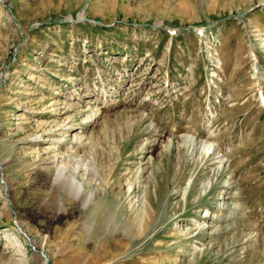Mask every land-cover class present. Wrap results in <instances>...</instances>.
<instances>
[{"label":"rangeland","instance_id":"1","mask_svg":"<svg viewBox=\"0 0 264 264\" xmlns=\"http://www.w3.org/2000/svg\"><path fill=\"white\" fill-rule=\"evenodd\" d=\"M262 98L264 0H0V264H264Z\"/></svg>","mask_w":264,"mask_h":264},{"label":"bare ground","instance_id":"2","mask_svg":"<svg viewBox=\"0 0 264 264\" xmlns=\"http://www.w3.org/2000/svg\"><path fill=\"white\" fill-rule=\"evenodd\" d=\"M81 18H84L83 15H80ZM11 20L13 21V19L11 18ZM132 87V86H131ZM98 91V90H97ZM158 92V91H157ZM264 99V98H262ZM69 103V102H68ZM67 106L65 107L68 111L72 110L71 109V106L70 104H66ZM109 106H106L104 108H107ZM103 109V108H102ZM100 111V110H99ZM67 113V112H66ZM88 118V117H87ZM67 119V118H66ZM90 119V118H89ZM68 120V119H67ZM70 120V119H69ZM88 120V119H87ZM66 122V120H65ZM68 122V121H67ZM63 129L61 130H66V132H63L62 134H64L63 136L59 137L58 139L56 140H53L56 144H63L66 142V140H64V137L65 135L68 134L69 131H71L73 129V126L69 124L67 125H64V127H62ZM75 129V128H74ZM80 135H76L75 134V137H77V139L81 140V137H79ZM76 139V140H77ZM50 141H52L50 139ZM53 143V144H55ZM52 144V143H51ZM54 146V145H53ZM52 146V147H53ZM209 148V147H208ZM54 157V156H52ZM56 157V156H55ZM53 159V158H52ZM55 159V158H54ZM57 159V158H56ZM58 161V160H57ZM7 161L5 162H1L0 161V173L3 172V166L4 164H6ZM46 163V162H45ZM50 164H52V162H48ZM55 165V164H54ZM61 166H59L57 168V171H56V175L54 177V180H53V184L57 187V191H62L65 196L67 198H69V200H73L74 202H80L81 205L83 206V208H87L89 204H92V202H94V197H93V194L91 193V191L89 189H87L85 186H84V180L86 179L87 177V174L90 172L87 171L86 168H74L72 171H70L71 173H69V170L71 169H68V165L62 163L60 164ZM86 166V165H85ZM93 205V204H92ZM60 207H62V205L60 204L59 205ZM243 212H245V209L243 210ZM234 215V214H233ZM232 218V217H231ZM234 218V217H233ZM85 227L88 228V226H86L85 224ZM85 229V228H84ZM22 231H24L23 229H21ZM87 234L90 233V230L88 229L87 230ZM31 240V239H30ZM32 242V240H31ZM33 243V242H32ZM11 248V247H10ZM23 255V253H21L20 255L18 256H21ZM25 256V255H24ZM45 256V255H44ZM39 258L41 260V264H47L48 263V260L46 259V257H44L45 259H43L41 256L39 255H35L34 258Z\"/></svg>","mask_w":264,"mask_h":264},{"label":"clouds","instance_id":"3","mask_svg":"<svg viewBox=\"0 0 264 264\" xmlns=\"http://www.w3.org/2000/svg\"><path fill=\"white\" fill-rule=\"evenodd\" d=\"M88 227H91L94 233L97 227L107 229V234L110 235L120 229V224L115 218L109 216L102 223L90 220Z\"/></svg>","mask_w":264,"mask_h":264}]
</instances>
